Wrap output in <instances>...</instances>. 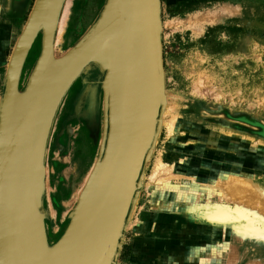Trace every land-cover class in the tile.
<instances>
[{
    "label": "water",
    "instance_id": "1",
    "mask_svg": "<svg viewBox=\"0 0 264 264\" xmlns=\"http://www.w3.org/2000/svg\"><path fill=\"white\" fill-rule=\"evenodd\" d=\"M62 1L40 0L31 7L5 70L0 96V264H114L138 199L143 162L161 130L158 115L167 95L160 1L105 0L92 26L55 57L53 38ZM39 32L40 53L20 90L21 70ZM90 66L103 74L105 134L66 228L49 245L40 210L49 133L67 90Z\"/></svg>",
    "mask_w": 264,
    "mask_h": 264
},
{
    "label": "rangeland",
    "instance_id": "2",
    "mask_svg": "<svg viewBox=\"0 0 264 264\" xmlns=\"http://www.w3.org/2000/svg\"><path fill=\"white\" fill-rule=\"evenodd\" d=\"M36 1H13L16 8L26 2V6H20L24 10L19 25L13 16L4 13L16 29L4 51L0 46V96L14 34L24 24ZM86 1L72 0L63 39L53 46L56 57L72 47L95 22L105 0L92 1L97 14L89 25L83 17V3ZM159 1L164 90L168 95L167 105L172 107L171 114H177V122L184 128L177 129L173 137H167L161 127L153 154L164 148V157L177 160L182 157V151L174 148L178 139L182 138L186 143L199 142L205 138L215 139L223 131L241 138L249 136L264 140V0ZM0 2V7H4L5 0ZM188 12L208 14V18L188 26L176 20L186 17ZM40 32L25 58L20 90H23L40 53ZM102 78L103 74L94 66L84 70L67 90L51 126L40 209L49 245L66 228L76 204L75 196L82 189L85 176L99 154L104 122ZM88 99L89 104L95 105L91 115L88 114L89 108H85ZM64 127L78 130L79 134L75 135L77 139L65 159L68 162L57 163L51 159L50 144L57 131ZM240 144L244 146L232 151L233 159L243 161L254 146L248 147L245 141ZM153 154L146 161L145 173L149 172ZM63 167L65 172L61 176ZM145 177L142 178L131 225L124 232L114 264H264V251L233 240L224 226L213 228L192 217L195 207L187 204L163 206L154 210L152 218L150 202H153L154 195L145 194Z\"/></svg>",
    "mask_w": 264,
    "mask_h": 264
},
{
    "label": "bare ground",
    "instance_id": "3",
    "mask_svg": "<svg viewBox=\"0 0 264 264\" xmlns=\"http://www.w3.org/2000/svg\"><path fill=\"white\" fill-rule=\"evenodd\" d=\"M39 1L35 2L34 9ZM92 1L83 3V17L85 22L89 21L88 25L97 14ZM71 4L72 0H63L59 7L53 46L63 39ZM185 15L186 17L176 20L187 25L208 18V14L199 15L188 12ZM23 28L24 24H21L18 32L14 34L13 44L17 42ZM171 109L172 107L165 101L158 115V124L160 123L164 128L167 137H173L177 129L184 128L177 122V114H171ZM188 126L191 127L190 124ZM103 127L102 136L105 134V121ZM223 132L218 133L215 139L205 138L204 141L193 143L183 142L182 138L178 139L174 148L182 151V157L177 160L164 157V148L157 149L155 155L152 150L148 151L139 178L144 179L146 176L143 182L144 192L147 195L149 193L154 195L153 202L148 197L151 201L152 218L157 208L187 204L190 205L189 207H195L191 212L192 217L207 222L213 228L224 226L233 240L242 241L246 246H253L259 251H264V238H262L264 237V140L249 136L241 138L232 135L229 131ZM205 141H209L210 144L207 145ZM241 141H245L248 147L254 146L243 161L233 159L232 152L237 147L244 146L240 144ZM102 142L101 139L99 146ZM151 154L154 157L150 163L149 172L145 173V163ZM92 167L87 172L85 180ZM75 198L77 199V196ZM131 221L128 226L131 225ZM150 228L152 229V225ZM233 258L231 257L232 260Z\"/></svg>",
    "mask_w": 264,
    "mask_h": 264
},
{
    "label": "flooded vegetation",
    "instance_id": "4",
    "mask_svg": "<svg viewBox=\"0 0 264 264\" xmlns=\"http://www.w3.org/2000/svg\"><path fill=\"white\" fill-rule=\"evenodd\" d=\"M6 1V0H5ZM14 0H10L11 3H13ZM89 99L85 105V108H89L88 114L91 115V112L93 111L94 103L89 104ZM91 111V112H90ZM78 130L75 129L69 130L68 128H60L57 133L54 135L52 139V144H50L51 149V159L56 161L57 163H65L68 161H65V159L68 157L72 143L74 144V141L77 139L75 135H78ZM80 143V140L78 141ZM61 153V154H60ZM65 172V167L62 168L60 171L61 176H63Z\"/></svg>",
    "mask_w": 264,
    "mask_h": 264
},
{
    "label": "crops",
    "instance_id": "5",
    "mask_svg": "<svg viewBox=\"0 0 264 264\" xmlns=\"http://www.w3.org/2000/svg\"><path fill=\"white\" fill-rule=\"evenodd\" d=\"M22 4L19 5L18 8H16L14 6V4L12 5L10 0H6L5 4H4L5 6L4 7H0V46H1V49H3V51L5 50L6 45L11 42L12 33L16 29V28H14L13 21H11L12 22L11 23L10 20H7L8 18L6 19L5 15L6 14L8 15V13H9L10 16L14 17V19H15L14 22H16V25H19V22H20V19H21V17H20L21 16V12H23V10H24L23 7H20V6H23V5L26 6V2H25V4H23V5ZM0 5H1V2H0ZM4 13H6V14H4ZM240 147H243V146H240Z\"/></svg>",
    "mask_w": 264,
    "mask_h": 264
},
{
    "label": "snow or ice",
    "instance_id": "6",
    "mask_svg": "<svg viewBox=\"0 0 264 264\" xmlns=\"http://www.w3.org/2000/svg\"><path fill=\"white\" fill-rule=\"evenodd\" d=\"M262 238H264V237H262Z\"/></svg>",
    "mask_w": 264,
    "mask_h": 264
}]
</instances>
